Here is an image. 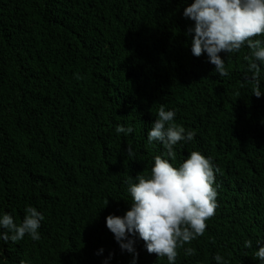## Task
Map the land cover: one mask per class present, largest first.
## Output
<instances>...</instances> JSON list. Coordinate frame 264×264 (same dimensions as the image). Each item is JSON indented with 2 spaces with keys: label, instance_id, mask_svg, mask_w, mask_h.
Returning a JSON list of instances; mask_svg holds the SVG:
<instances>
[{
  "label": "trees",
  "instance_id": "16d2710c",
  "mask_svg": "<svg viewBox=\"0 0 264 264\" xmlns=\"http://www.w3.org/2000/svg\"><path fill=\"white\" fill-rule=\"evenodd\" d=\"M192 2L0 0V212L18 223L33 206L44 217L40 240H0V264H103L110 253L109 264H130L105 218L123 216L128 182L147 175L154 156L167 158L147 142L161 105L195 134L169 162L198 151L218 169L215 213L202 236L177 248L176 264H215L217 253L261 264L264 95H252L246 45L220 54L223 77L206 55H192L194 22L183 16ZM258 79L264 93V68ZM117 125L134 131L117 134ZM135 248L137 264H168L138 238Z\"/></svg>",
  "mask_w": 264,
  "mask_h": 264
},
{
  "label": "clouds",
  "instance_id": "9594fccd",
  "mask_svg": "<svg viewBox=\"0 0 264 264\" xmlns=\"http://www.w3.org/2000/svg\"><path fill=\"white\" fill-rule=\"evenodd\" d=\"M183 16L193 25L187 35L191 37V53L195 57L202 54L214 65V72L227 76L225 60L221 53L238 52L242 46L250 49L248 72L254 84L252 95L260 98L258 75L264 68V40L252 39L264 34V0H193L186 6ZM175 112L161 105L156 118L147 132V142H157L166 150L153 157V165L147 175L138 174L135 182H128L127 192L132 203L123 216L113 214L105 218L107 229L113 234L122 252L132 255L130 264H137L138 252L136 239L144 242L149 254L167 259L168 264H176L177 248L202 236L206 229V220L213 216L217 208V190L213 187L214 165L211 157H205L198 151H192L176 167L168 158L175 160L174 146L178 142H190L193 131L174 123ZM117 134L125 136L133 133L131 125H117ZM128 157L134 156L132 146H128ZM108 203V202H107ZM21 222H14L10 213L0 212V240L18 242L27 234L31 240L41 239L38 229L44 219L41 212L33 206H26ZM254 256L264 264V239H257ZM245 248H251V240L244 242ZM100 249L97 254H102ZM192 248L185 249V255H192ZM110 253L103 264H109ZM215 264H228L217 253L213 257ZM21 264H24L22 261Z\"/></svg>",
  "mask_w": 264,
  "mask_h": 264
}]
</instances>
